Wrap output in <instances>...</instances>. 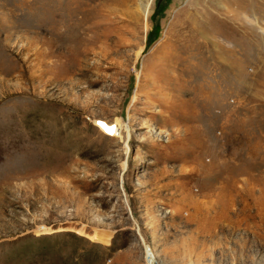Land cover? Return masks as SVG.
Wrapping results in <instances>:
<instances>
[{
    "label": "rangeland",
    "instance_id": "obj_1",
    "mask_svg": "<svg viewBox=\"0 0 264 264\" xmlns=\"http://www.w3.org/2000/svg\"><path fill=\"white\" fill-rule=\"evenodd\" d=\"M0 264H264V0H0Z\"/></svg>",
    "mask_w": 264,
    "mask_h": 264
},
{
    "label": "built area",
    "instance_id": "obj_2",
    "mask_svg": "<svg viewBox=\"0 0 264 264\" xmlns=\"http://www.w3.org/2000/svg\"><path fill=\"white\" fill-rule=\"evenodd\" d=\"M112 126H114V125H113V124L109 125V127H111V128H109V130H105V129H104V131L107 132L108 134L113 133V131H114V127H112ZM107 133H106V134H107Z\"/></svg>",
    "mask_w": 264,
    "mask_h": 264
},
{
    "label": "bare ground",
    "instance_id": "obj_3",
    "mask_svg": "<svg viewBox=\"0 0 264 264\" xmlns=\"http://www.w3.org/2000/svg\"><path fill=\"white\" fill-rule=\"evenodd\" d=\"M112 124L114 125V126H112V127H114V131H113V133H114V132H115V129H116V127H115L116 124H114V123H112ZM110 125H111V124H110ZM107 127H108V129H106V130H109V128H111V127H109V125H108ZM105 134H106V133H105ZM111 134H112V133H111ZM111 134H108V133H107V135H111Z\"/></svg>",
    "mask_w": 264,
    "mask_h": 264
}]
</instances>
